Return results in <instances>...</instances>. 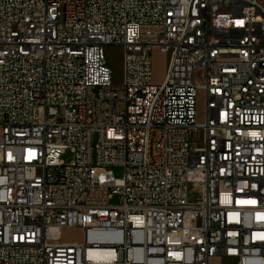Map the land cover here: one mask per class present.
Masks as SVG:
<instances>
[{
  "label": "built area",
  "instance_id": "1",
  "mask_svg": "<svg viewBox=\"0 0 264 264\" xmlns=\"http://www.w3.org/2000/svg\"><path fill=\"white\" fill-rule=\"evenodd\" d=\"M0 264H264V0H0Z\"/></svg>",
  "mask_w": 264,
  "mask_h": 264
},
{
  "label": "rangeland",
  "instance_id": "2",
  "mask_svg": "<svg viewBox=\"0 0 264 264\" xmlns=\"http://www.w3.org/2000/svg\"><path fill=\"white\" fill-rule=\"evenodd\" d=\"M124 52L120 47H109L106 49V58L110 69L112 70V80L114 85H120L124 78ZM170 56L168 54H162L159 52L153 53V71L154 82L156 85H161L165 79V75L168 68ZM205 109V101L203 94L200 92L197 98V112L198 122L203 123V112ZM73 160V155L70 151H67L62 156V162L70 164ZM115 177L122 178L124 176V170L121 168L113 169ZM117 201V200H116ZM115 201V202H116ZM112 202V203H115ZM63 240L68 243H82L84 241V233L79 229L65 230L63 232Z\"/></svg>",
  "mask_w": 264,
  "mask_h": 264
}]
</instances>
